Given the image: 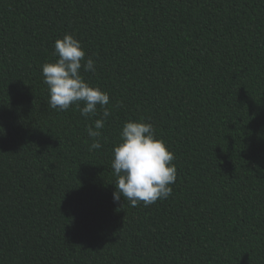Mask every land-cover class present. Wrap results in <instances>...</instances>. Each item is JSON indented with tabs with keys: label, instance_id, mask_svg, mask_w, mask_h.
I'll return each instance as SVG.
<instances>
[{
	"label": "trees",
	"instance_id": "trees-1",
	"mask_svg": "<svg viewBox=\"0 0 264 264\" xmlns=\"http://www.w3.org/2000/svg\"><path fill=\"white\" fill-rule=\"evenodd\" d=\"M66 34L110 97L99 150L102 109L48 103ZM141 120L177 179L132 206L112 161ZM0 264H264V0H0Z\"/></svg>",
	"mask_w": 264,
	"mask_h": 264
},
{
	"label": "clouds",
	"instance_id": "clouds-1",
	"mask_svg": "<svg viewBox=\"0 0 264 264\" xmlns=\"http://www.w3.org/2000/svg\"><path fill=\"white\" fill-rule=\"evenodd\" d=\"M55 62L42 66L44 83L49 89V106L52 109L67 111L76 105L82 116L97 115L98 107L102 117L94 120L87 128L92 138L89 151L102 148L99 137L101 129L111 115L109 94L99 87L92 86L84 79V72H95V61L86 58L82 42L71 34H66L55 42ZM83 104V107L80 105ZM122 142L114 147L112 169L116 176L114 201L121 197L132 206L143 202L145 206L167 199L172 194L171 185L177 179V168L173 163L175 154L166 143L157 138L151 123L128 121L121 132Z\"/></svg>",
	"mask_w": 264,
	"mask_h": 264
}]
</instances>
